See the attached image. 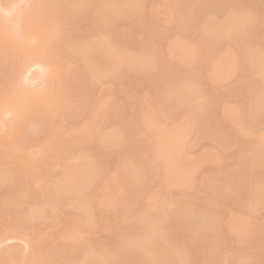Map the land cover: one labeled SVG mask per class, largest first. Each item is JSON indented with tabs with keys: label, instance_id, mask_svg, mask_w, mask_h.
<instances>
[{
	"label": "rangeland",
	"instance_id": "rangeland-1",
	"mask_svg": "<svg viewBox=\"0 0 264 264\" xmlns=\"http://www.w3.org/2000/svg\"><path fill=\"white\" fill-rule=\"evenodd\" d=\"M37 1L40 0H18L16 4L19 5L18 9L23 12L28 6L30 7V4L31 6L32 4L36 5ZM78 1H40L42 7L39 9L42 8L40 11L49 19L46 21L47 24L45 23L47 30L50 31V34H55L52 35L53 37L50 35V39L49 37H37L38 43L40 39L43 42L40 45L36 42L31 52H35L34 47H37L36 51L40 50L45 53L48 51L49 54H55L57 59L59 57L60 63L64 64L63 66L66 68L64 70H69V73L65 75L67 76L65 81L66 84L68 82L66 87L70 93L68 104L63 105L55 90L50 93L45 92L42 95L44 107L51 119L63 124L62 127H65L66 133H68L66 135L74 140L77 137L81 138V135L76 132L88 123L85 116L86 104H89L88 102L96 94L108 92V97L106 96V102L99 105L102 106L93 117L92 124L95 125L89 124L92 126L91 134L77 139L75 142L67 143L70 139L63 136L65 135L63 133L62 136L67 138L65 141L63 140L66 144L62 142L63 144L58 147L60 149L58 151L55 149L56 154L53 153L55 150L52 151L54 156L44 151L42 146L37 143L38 138L47 131L48 119L36 118V116L27 118L28 115H25L26 119L25 117L21 118L18 117V112L15 110L0 121V145L4 146L2 150L5 151L7 146H11V149L6 148L5 153L4 151L0 153V178L7 180L0 183V216L4 217L3 219L0 217V220L2 219V224L0 223V252L5 258L1 257L0 264L7 262L6 258L22 259L23 256L22 260L27 263L29 261V264L33 259L37 261L36 258L39 257L40 260L43 257L44 264H74L76 258L81 259L84 251H89L88 248L98 252L97 254L95 251H93L95 254L89 252L95 256L100 253L102 257H105L107 254L108 260L106 257L105 260L108 261V264H146L147 260L139 252L137 253V247L128 245V238H135V235L140 236L143 235V232H147L144 231L140 217L143 216L142 213L146 210L144 205L147 200L149 201L151 195H155L152 198L154 201L156 198L158 206L161 205V209L160 207L158 209L162 212L157 210V213L160 214H158L160 216L158 227L162 230V236L164 235L163 238L161 236L160 243L164 246L165 244L162 242L165 241L168 243L166 246L170 244V248L173 247L171 250L180 249L183 252L177 258L178 262H174V264H264V201L259 203L256 195L260 190H263L260 192H264V165L262 161V164L259 161L262 160L260 148L264 143V105H262L264 104V70L260 71L259 67L256 68L258 64L264 65V0H136V4H134L136 6L133 3L127 5L126 0H113V2L117 1L116 4L118 3L120 8H117L115 13L117 17L114 16V20L108 27H102L96 23V20L95 22L93 20V14L103 0H87V6L84 9L76 7ZM0 3L5 5L3 0H0ZM1 6L0 13L4 15L6 6L4 8L3 5ZM22 7H25L24 10ZM153 10L158 12L156 17L151 15ZM232 13H247L249 15L247 26L244 25V28L240 29L233 28L232 22L226 20ZM213 19L217 20L216 24L219 23V25L226 23L222 24L223 29L220 27L217 30L218 33L213 32L215 35L212 31L209 32L210 30L209 33H206V22ZM227 25L232 26L233 31L232 29L229 31L230 28ZM122 28L126 29L125 32ZM235 29L236 32H234ZM220 31L223 32L220 34ZM101 32L105 33V37L109 39H107L108 42H111V49H125L128 51L127 53L133 55L135 61L125 63L120 66V69L118 67L106 75L102 74L104 77L102 78L101 75V79L99 77L91 78L90 75H87L86 62L82 59L78 48L79 46L83 47L86 41L90 43L93 39L97 40L99 38L97 35H101ZM210 33L212 34L210 35ZM175 35L180 39V46L184 45L181 46L184 47L183 53L185 51L183 63L178 64L179 66L171 60L169 61L165 54L169 44L178 43V40L175 41ZM224 52L227 55L231 52V55H235V58L232 56L233 70L223 80L221 78L217 84H211L205 79L207 78L206 68L211 65V62L217 60L216 57L222 56L221 58H223ZM35 55H38L37 52ZM54 56L52 57L54 58ZM257 56L260 61L261 58L263 61L260 62ZM49 59L46 61L52 63L53 60ZM16 60L21 62V59ZM32 60H35V57ZM32 60H29L28 66L35 62ZM218 60L220 59L218 58ZM254 60L258 63H254ZM11 65L16 67L15 61ZM14 67H10V64H0V80H3L7 75L9 78ZM30 67L25 70L27 68L25 64L24 72H27L23 76L30 75L31 80L35 79L24 81L25 78L21 76L23 80L20 83L25 82L26 84H24L28 87L32 84L33 89H36L34 88L36 86L38 89V85H42V83L47 86L48 77L46 78V76L49 73L44 72L45 76L40 68L36 67L35 69L34 65H32L34 69ZM52 67L54 73L59 75V65L52 64ZM40 70L41 77L38 73ZM33 71L36 73L30 74ZM37 74L41 78L40 81H38L39 77H36ZM62 75L61 77L64 78L60 85L65 79V76ZM42 76H45L47 81L41 82ZM64 83V87L59 86L62 87V92L65 91ZM137 90L142 98L145 95L143 99L141 98L142 100L145 98L149 100L147 97H150L152 102L150 108L153 106L154 111L149 108L146 112H154H150V114L156 116L154 119H156L158 127L160 126L158 128V138L161 141L160 151L155 153L154 158L148 151V148L153 146L154 140L152 141L146 137L147 135L144 134V136L140 132L136 118L135 120L131 118L134 116L129 113V109H131L129 106L132 107L134 102L139 99ZM8 100L12 108H15L16 102L20 101L16 96L11 99L8 97ZM142 100L140 102L138 100L139 104L141 103L142 111L143 109L147 110L145 107L147 105L142 103ZM142 104H144L143 107ZM223 108L231 110L232 113L234 111L235 126L240 128L238 131L231 121L224 120ZM182 115H184L183 119ZM179 119L182 122L187 119L185 121L188 124V131L184 135L183 143L179 144L178 154L167 162L165 159L167 149L172 148L177 151V146L169 134L170 126L172 123L174 125V122L176 125L179 122L181 124ZM177 121L179 122L177 123ZM33 125H37L38 129L30 130ZM241 130L245 133L242 134ZM239 131H241V135ZM119 134H122V138L119 136L120 142L118 143L110 141L108 138L110 135L113 138L114 135H117L118 138ZM117 138L115 137V140ZM259 138L262 140L260 143L258 142ZM15 140L21 145L15 143ZM148 143H151L150 146ZM81 154L91 156V165L97 167L95 168L96 173L100 172L99 174H101L98 176L97 173L96 178L104 176L103 173L108 171L111 165L112 168L114 167V170L110 171L116 173V178H119L118 181L121 182V185H118L117 181L115 183L117 186L114 185L116 187L112 189V192H116V194H111H115V196H112V200L110 199L109 202L115 204L114 209L106 208L104 205H100L102 209L96 207L95 199L91 197V191L88 192L89 196L91 195V201L85 195L89 190H85L86 192H83L80 198L78 197L79 199L76 194L70 195L73 193L72 191H66L68 194H62L63 192H58V190L54 192L55 188H58L61 175L64 174V166L68 165V158L75 155L73 158L76 159V155L81 156ZM20 159L28 162L27 165L32 171L34 187L38 192L41 191V194L25 198L28 199L27 201L23 198L26 188L23 187L24 191L20 190L22 186L12 169L14 168L12 165ZM70 159L72 164V157ZM127 164L129 165L128 169L130 165L134 166L135 164L137 167L140 164V167L137 168L141 169L142 173L138 182L133 178L131 169L127 171L125 168ZM163 166H168L167 176L161 179L163 177H160L159 167ZM182 178L184 179L183 183ZM98 180L95 179V182ZM122 182L124 186H122ZM14 187L19 188L21 194L22 191L24 192L23 196L20 194L21 199L24 200L23 205L15 204L14 199L19 195L15 192L19 190L12 189L11 192L10 189ZM90 187L92 188V186ZM153 187L155 189L151 191ZM154 190L156 191L154 192ZM9 192L16 194L17 197H12L11 194H8ZM151 192H154V195ZM84 196L90 201V203L87 201L90 206L86 205L87 203L81 205ZM72 197L79 200V202L76 200L78 204ZM110 206L113 205L110 204ZM28 207L31 209L29 211L33 212L31 220L28 217V215L32 216L31 213L26 211L29 209ZM105 210H109V212ZM182 210L183 212H180ZM104 212L111 216V218L109 216L111 222H107L110 225L107 229L108 225L103 219L104 225L107 226L104 229V225L101 224L104 227L102 230L100 222L102 223ZM98 215H101V217L99 216L101 219ZM5 217L10 218L14 224L18 225L14 226L16 233L19 230L20 233H24L27 229L28 236V234L30 235L29 229L33 226L39 228H35L37 231L41 230L40 241L35 242L37 247L34 246V251L33 248L31 249L33 244L27 243L30 241L26 240L27 237L22 236L25 233L21 235L4 231L6 228L2 225H4ZM61 221L62 223L64 221L66 225L67 221L71 222L72 233L62 231L66 225ZM18 228L19 230H17ZM23 229L25 230L23 231ZM60 232V239H55L54 234ZM72 242L79 244L80 247L76 244L73 246ZM67 243L69 244L67 245ZM71 245L76 247V252H73V248L70 251ZM36 248L41 251L37 253ZM102 252L106 254L103 255ZM8 253L14 255L8 256ZM29 253L37 256L32 258L33 256ZM27 254L31 256V259L28 256L25 257ZM38 254L40 255L38 256ZM171 255L167 254V256ZM83 257L85 256L83 255ZM98 257L96 256V258ZM169 258H165L166 261ZM18 259L16 262L19 261ZM172 259L173 257H171ZM22 260L17 264H26ZM40 260L37 264H43ZM83 260L82 263L85 261ZM34 262L32 261L33 264Z\"/></svg>",
	"mask_w": 264,
	"mask_h": 264
},
{
	"label": "bare ground",
	"instance_id": "bare-ground-1",
	"mask_svg": "<svg viewBox=\"0 0 264 264\" xmlns=\"http://www.w3.org/2000/svg\"><path fill=\"white\" fill-rule=\"evenodd\" d=\"M3 1H4L5 5L0 3V7L2 9V6L1 5H3V8L6 6L4 8V12L6 11V14H8V16H5L6 14H4V15L2 14L1 15V13H0V64H3V63H5V65H9L10 64V67H14L11 64L14 63V61H15L16 67H14L13 70H11L12 72H10L9 78H7L8 77V75H7V77H5L7 79L4 78L5 80L4 79L3 80H0V121L3 120L2 118H4L5 116H7V114L9 115V114H11V112L12 113L15 112V110H17V112H18V117L20 116L21 118H24L25 115H28V117L26 116L27 118H29V117L31 118V116L32 117L33 116H36V118L37 117H40L41 119L42 118L48 119L47 131L43 135H41L40 138H38L37 143L42 146V148H43L44 151H46L47 153L49 152L51 156H54V154H56L57 151L60 149L58 147H60L61 144H63V143L66 144L65 142H63V140L65 141V139H67L69 136L66 135L68 133H66L67 130L65 129V127H62L63 124H60V122L57 121V120H55V119H51V117L47 113V111H46V109L44 107L43 100H42V95L45 94V92H49L50 93V92H52V91L55 90L56 91V94L58 95V98H60L59 99L60 103L63 104V105H65L66 103L68 104L70 93L68 92L67 87H66V85L68 84V82L66 84V81L65 80H67L66 79L67 76H65V75H67V73H69L68 72L69 70L68 71L64 70V69H66L63 66L64 64L60 63L61 60L59 61V57L57 59L56 56H54L55 54L54 55L53 54H49L48 51L46 52L48 54H46L45 52H42L40 50L39 51H36L38 49L37 47H34V49H36L35 52L34 51L31 52V50L33 49V45L38 41L37 37L46 38V37H49L50 35H51V37H53L54 34H55L54 31H52L54 34H50V31L47 30V26H46L47 22L46 21H48L49 19H47V17L44 16L42 14V12L40 11V10H42V8L39 9V7H42L41 6L42 3L40 5V1L42 2V0L37 1L36 2V5L35 4H32V6H31V4H30V7L29 6L27 7V8H30V9L27 10V8H26V10L23 11V12H22L21 9H18V6L19 5L17 6V4H16L18 0L17 1L16 0H3ZM126 1H125V3L127 5H129L128 3H130V5L132 3H133V5L136 4V0H126ZM116 2H113V0H110V1L109 0H103V1H101V3H100L101 5H99V7L97 8V10L93 14V17H94L93 20H94V22L96 20L97 21L96 23L97 24H100L102 27L103 26L104 27H108L109 24L112 22V20H114V18L117 17V15L115 14L117 12V8H120V7H118L119 6L118 3L116 4ZM77 3H76V7L78 6V8H83L84 9V8H86L85 6H87V0H79ZM137 3H139V2H137ZM134 6H136V5H134ZM24 8L22 7L23 10H24ZM154 8L155 7H153V9ZM155 9L157 10V8H155ZM156 10H153L151 12V15L153 17L154 16L156 17V14H158V12H156ZM4 12H2V13H4ZM171 16L173 17L172 14L170 15V17ZM209 18H211V17H209ZM171 20L173 21V19H171ZM226 20L229 21V22H232L231 25L233 24V26H234L233 28L240 29V28H244L243 26L246 25V24H248L247 22H249V15L247 13H241V14L240 13H238V14L232 13L229 16V19L227 17ZM216 21L217 20H215V19L208 20L206 22L207 31L206 30H204V31H206V33H207L210 30L209 32L212 31V33L213 32L214 33H216V32L218 33L219 31H217V30L220 29V27H222L221 29H223L224 26L222 24H226V23H222L221 25H219V23L216 24ZM224 22H226V21H224ZM204 27H205V25H204ZM228 27L230 28V29H228L230 31L232 29V26L231 27L228 26ZM236 29H235L234 32L237 31ZM28 30H30V31H28ZM125 30L126 29H123L124 32H125ZM232 31H233V29H232ZM222 32L223 31H220V34ZM212 33H210V35ZM214 33H213V35H215ZM99 34H100V32H99ZM97 36H99V38L97 40L93 39V40H91L92 42L90 41V43L86 41V44L83 43L84 44L83 47L79 46V48H78V50L80 49L79 50V53H80L82 59H84V61L86 62L85 63L86 64L85 65L86 66L85 68L87 70L86 72H88L87 75H90L91 78L92 77L93 78L94 77H96V78L99 77V79H101V77L102 78L104 77L103 75H106L109 72H112V70L117 69L118 67L120 69V66L121 65H123V64L125 65V63L127 64L129 62L131 63V61L132 62L135 61L134 58L132 57L133 55L131 56V53L130 54L127 53L128 52L127 50L122 49V48H120V49L125 50V51H122V50L120 51V49H117V48L116 49L113 48L114 50L111 49L112 48L111 47L112 45L110 44L111 42H108L109 39L105 37V33L102 34V32H101V35H97ZM216 36H217V34H216ZM175 37L177 38L178 36L175 35ZM176 38H175V41L178 40V43L177 42H175L177 44H173L174 42L173 43L170 42L171 44L168 43L169 45L166 48L165 54L167 55L166 57H168L169 61L171 60L176 65H178V64L180 65V63L183 61V54L185 53V51L183 53V48L184 47H181L183 44H181V46H180V43H181V42L179 43L180 39H178V38L176 39ZM49 39H50V37H49ZM42 42H43L42 39H40L39 40V43L38 42L37 43H38V45H40ZM191 45H190V47H191ZM185 47H186V45H185ZM192 47H193V45H192ZM39 49H40V47H39ZM36 52L38 54L37 55L38 57L35 55ZM29 53H30V55L32 54L31 55L32 58L35 57V60H32V58H30L31 56L29 55ZM194 53H196V52L194 51ZM227 53H229V52H227ZM33 54H34V56H33ZM231 54H232V52H231ZM231 54L227 55L224 52V55H223L224 57L223 58H221L222 56L216 57L217 60L215 59L216 60L215 62H211V65L210 66L208 65L209 67L206 65L207 68H206V71H205L206 73L205 74H206V77L207 78H205V79H206V81L208 80L207 82H210L211 84H217V82L221 78L223 80V78L227 77V75L230 72H232L231 70H233L234 62H233V58H232L233 55H231ZM50 55H51V57H48ZM225 55H227V56H225ZM252 55H254V54H252ZM252 55H251V57H252ZM17 56H20V57L18 58ZM45 56H46V58H44ZM52 56H54V58ZM47 57H48V59L50 58L49 60H51V61L53 60L54 62L52 61V63H50L48 61L49 62L48 63L46 61V60H48ZM262 57H263V55H262ZM36 58H37V60L39 59V61H37ZM218 58L220 60H218ZM257 58H259V56H257ZM16 59H21V62H19V60H16ZM30 59L33 62L34 61L35 62L37 61V63H35V62L33 63L31 61L33 63L31 65L29 64L31 67H32V65H34L35 66L34 68L35 69H36V67L37 68H40L42 70L43 74H45L44 72H47L46 74L49 73V75H47V76L45 74L46 78L48 77V84L46 83L48 87L43 85L45 83H42L43 87H41L42 85L39 84L38 85V89H37V86L34 87L36 89H33V86H31L32 84L28 81L31 84L29 87L32 88V89L29 90L28 89L29 87L27 85H25L26 84L25 82H24L25 84L23 82L20 83V81L23 80L22 77L25 78L24 81L25 80H29V79L31 80L32 79L30 75H27L28 77L25 76V75L23 76V74H25V72H27V71L24 72L25 64H26V67H27L25 70H27L28 67H30L27 64V63H30V61H29ZM255 59H256V57H255ZM42 61H43L44 64L42 63ZM259 61H260V58H259ZM261 61H263L262 58H261ZM253 62L255 63L256 61L254 60ZM235 63H236V61H235ZM256 63H258V62H256ZM52 64H56V66L59 65V67H60V70H59L60 71V74L59 75L54 73V69L52 67ZM261 64L260 65L258 64V66H256V68L259 67L260 71L261 70H264L263 69V66L264 65H261ZM62 67H64V68H62ZM235 67H236V65H235ZM261 67H262V69H261ZM41 70H40V72H38V73H40V77H41V74H42ZM34 71L31 72L30 74H35L36 72H34ZM38 71H39V69H38ZM61 71H63V72L65 71V72L64 73L63 72L61 73ZM260 71H258V72H260ZM28 72H29V70H28ZM62 74L65 76V79L63 80V83L65 82L64 83L65 84V91H63V92H62L61 89H62V87H64V85H63V83H61V85H60V82L62 81V78H64V77H61ZM29 76H30V78H29ZM45 76L44 77L42 76L43 77L42 80L45 79ZM36 77H39V75L36 76ZM40 77H39V80L38 81H40V79H41ZM34 79L35 78H33V80ZM33 80H31V81H33ZM42 80H41V82L47 81V79H45L43 81ZM211 84H209V85H211ZM59 86H62V87L60 88ZM212 86H214V85H212ZM39 87L42 90H44V89H46V90L45 91H42ZM193 91H194V88H193ZM107 93H105V94H99V95L96 94L95 96H93V98L91 97L92 99L90 98L91 100H90V102H88L89 104H86L87 105V107H86L87 109H86V113H85L86 115L85 116L87 117L86 121L88 123L85 122L87 125L84 123L85 125L82 126L81 129L79 130L80 133H79V131L76 132L77 134H80L81 135L80 136L81 138L86 137V135L89 136L88 134H91L90 131H92L91 130V127L92 126L89 125V124L90 123L92 124L93 117L96 114V111L99 108H101L102 105L101 106H99V105L102 104L103 102H106L105 101L106 100V96L108 97ZM137 93H139L138 90H137ZM190 93H191V91H190ZM263 94H264V92H263ZM139 95H141V94L139 93L138 96ZM13 96H16V98H19L20 99L19 102H16L15 108H12L11 103L8 100V97H9V99H11V97H13ZM144 97H145V95H143V98ZM141 98L142 97L139 96V99H137L136 102H134V104L132 105V107L129 106L131 109H129L130 112H129V110H128V112L131 113L134 116V117H131V118H134V120L136 118V121L138 122L139 125L137 124L136 121H135V123H136V125H138L140 127V132L143 135L144 134L147 135L146 137L152 139V141L153 140L155 141V142L153 141L154 144H153L152 147H149L151 143H148L149 144L148 151L150 152V155L152 156V158H154L155 153L160 149V143H161V141L158 138V134H159L158 133V131H159L158 128L160 126L158 127V123L156 122V119H154L156 116H154V114L153 115L150 114V112H152V111L146 112L151 107L150 105H152V102H151L150 97H147V98H149L150 101L148 99H146V98H145V100H142L143 98L142 99ZM21 100H23V101L21 102ZM138 100H139V102L142 100V103L143 102L146 103L147 106H145V107L147 108V110L143 109V111H142V108L140 106L141 103L139 104ZM260 104H262V103H260ZM262 105H264V104H262ZM143 106H144V104H142V107ZM152 108H153V106H152ZM152 108H150L149 110H153ZM226 108L228 109V107H226ZM223 109H224V111L222 110V114H223V117H225L224 120L226 119L227 121L229 120V122L231 121L234 124V126H235V124H236L234 122L235 121L234 120L235 119L234 118L235 116L233 115L234 111L232 110L233 111V113H232V112H230L231 110L228 111L229 109L228 110L225 109V108H223ZM144 110H145V113H144ZM27 113H29L30 116ZM152 113H154V112H152ZM182 116L183 117H181V118L183 119L184 118V115H182ZM26 117H25V119H26ZM185 117H186V115H185ZM186 118L188 119V117H186ZM187 119H184V122H182V120L179 119L182 122L181 124H180L179 121H177V123L179 122L178 125H176V123L174 122V125L172 123V126H170L171 129L169 130V134H170L171 138L173 139V142H175L174 144L177 146V151H174L172 148L171 149H167L166 154H165V159H166L167 162H168V160H171L173 157H175L178 154L177 152H178L179 144H182L183 143L182 141H184L183 140L184 139V135L188 131V127H187L188 124L186 122ZM95 122H96V120H95ZM29 127H31V126H29ZM37 127H38L37 125H33L30 128V130H32V131L33 130H36ZM235 127L238 128V126H235ZM63 129H64V131H63ZM239 129L240 128H238L237 131ZM241 131H239L240 132V135H241ZM242 132H243L242 134L245 133L244 131H242ZM63 133H65V135H63ZM62 135L63 136H66L67 138L66 137L64 138ZM108 135H106V136H108ZM114 136L117 138V135H114ZM119 136H121L120 138H122V134L121 135L120 134L118 135L117 140H119V141L115 140V137L113 138L112 135H110V137L108 136V138L110 139V141L112 140V141H115V143H118V142H120ZM70 138L71 137H69V139ZM81 138L77 137V138H74V140L72 138L70 140L68 139L69 141H67V140L66 141H67V143H69V142L71 143V141L72 142L73 141L75 142L77 139H81ZM108 138H107V140H109ZM156 138L158 140H155ZM104 139H106V137H104ZM261 141L262 140L260 139L258 142L260 143ZM15 143H17L16 140H15ZM0 144H1V140H0ZM17 144L21 145L20 143H17ZM0 146H1L0 153H3L4 150H2L3 149L2 147H4V146H2V145H0ZM259 147H261V146H259ZM6 148H5L4 153L7 151ZM8 148L11 149V146L8 147ZM260 149L262 151V154H261L262 155V158H261L262 160H259V161L260 162L262 161L263 162V165H264V143L262 144V147ZM52 151H54L53 152L54 154L52 153ZM71 157H72V161H73L72 164H71V159H70ZM71 157L68 158L69 159L68 165L66 164L67 166L66 165L64 166V170H65V171H63L64 174L61 175L60 182H58V185H57L58 188H55V191L54 192H57L56 190H58V192H61V193L63 192L62 194H64V193L65 194H68V193H66V191H72L73 192L72 194L69 192L70 195L76 194L77 199H79L80 198V195H82L83 192H86L87 190H89V191L86 192L85 195L88 196L89 200H90L91 197L95 199L94 200V203H95V206L96 207H98V208L100 207L102 209V207L100 205H102V206L104 205V206H106V208H109V207L111 208L112 207L114 209L115 204H113V202L110 203L109 201L112 198V196L114 197L115 194H116V192H112V189L117 186L115 183H117V181L120 180L119 178H116V175H117L116 173H113V171H110L114 167L112 168V165H111V168L110 169L108 168V171H106L107 173L106 172L103 173L105 175L104 176L102 175L103 177L101 176L102 178L99 177V178H101V179H99V178H96V174L98 172L96 173L95 168H97V167H94L93 165H91V163H92V162H90L91 161V158H90L91 156H89L88 154H84V155L81 154V156L76 155V157H77L76 159L73 158V157H75V155L74 156L72 155ZM75 160H77V162H75ZM69 162H70V164H69ZM74 162L75 163H78V164H75ZM262 162H261V164H262ZM27 164H28V162H26L25 160H21L20 159V160H17L14 165H12V167H14V168H12V169H14L13 172L16 174V176H18L17 180H18V182L20 181L19 184H21V186H22V189L20 188V190H23L24 191V189L26 188L25 193L22 191V194L24 193V197H23L24 200H26L25 198H30V197H33L34 195L41 194L40 193L41 191L38 192L37 189L34 187V184L32 182V174H31L32 171H30V169H29V167H28ZM128 164H130V163H128ZM128 164H127V166L125 168H127L129 166ZM139 165L140 164H138L137 167H140ZM137 167H136L135 164H134V166H131L130 165L129 169L127 168V171L128 170L130 171V169H131L130 172H132L133 178L135 179V181L138 182V180L141 179L140 175H141L142 171H141V169H139ZM141 168H143L142 165H141ZM159 168H160V172H161V174H160L161 176L160 177H163L161 179L166 178V176H167V170L166 169L168 168V166H163V167H159ZM99 173H98V176L101 175ZM95 179L96 180L99 179V180L95 182ZM134 179H132V180H134ZM6 181L7 180L5 178H0V183L6 182ZM183 181H184V179L182 178V183H183ZM118 182L120 184L119 183H117V184L118 185H121V182L120 181H118ZM132 182H133V184H136V183H134V181H132ZM9 183H12V182H9ZM92 183H93V185H92ZM114 185H116V186L114 187ZM90 186H92V188ZM122 186H124L123 182H122ZM23 187H25V188H23ZM154 187H156V186H154ZM154 187L151 189V191H153V189H155ZM90 188H91V190H90ZM181 188H183V187H181ZM12 189L15 190V191H18L19 190V188H15L14 187V188H11L10 189L11 192H12ZM20 190L18 191L19 193L13 191V192L19 194L18 197H17L16 194H12L11 192H9L8 194L9 195L11 194V196L14 197V198L17 197L16 199L13 198L16 201V202L14 201L15 204L16 203H19L18 205H20V204L23 205V203H24L23 201L24 200H22L23 198L21 199V197L23 195L21 194ZM155 191L156 190H154V192ZM260 191H263V190H260ZM88 192L91 193V195H92V196L90 195L91 197L89 196ZM154 192H151V194L153 193V195H154ZM259 192H257L258 194H256L257 195V199H258L259 203L260 202L262 203L264 201V192H260V193ZM112 193H115V194L111 195ZM20 194L22 195L21 197H20ZM148 194H147V197H148ZM86 196L82 197V201H81L82 204L81 205H85L87 203L88 198ZM154 196H152V195L149 196V201L147 200L148 198L146 197V200H147V201L145 200L146 201V204H145L146 206L144 205V207L146 208V210L143 211L144 212V213H142L143 216L140 217V218H142V223L144 225L143 227L145 229L144 231H147L148 233L147 232H143V235L141 234L142 236L141 235L140 236L135 235V238L134 237H131L132 239L130 238L131 240L128 238V243L129 244L128 243L127 244L129 246L131 244V245H134V247L135 246L137 247V248L135 247L136 250H138L137 253L139 252V254L145 260H147V263L146 264H160V263L161 264H172V263L174 264V262H178L177 258L180 257L183 254V252H181L182 250H180V249H177V251L171 250V248H173V247L170 248V246H169L170 244L168 245L169 247L166 246V243L167 242H165V241H163V242L161 241L163 244H165L164 246L160 243L159 240L160 239L162 240V238H163L164 235L162 236V234H163L162 233V230H160L159 227H158V225H159L158 223H160L159 222L160 221L159 220L160 219V216H159L160 214L157 213V210H160L161 209V207H160L161 205L159 204L160 206H158V203H156V198H155V201H154V199L152 198ZM72 198L74 199V197H72ZM77 199L76 198L74 199L75 202H76ZM77 201L79 202V200H77ZM90 201H88V202L90 203ZM78 202H76V203L78 204ZM110 204H112L113 206H110ZM86 205L90 206V204H88V203ZM158 207H160V209H158ZM29 210H31V209L29 208L26 211L28 212ZM183 210L180 211V212H183ZM26 211H25V214L27 213ZM105 211H108L109 212V210H105ZM110 211H112V210L110 209ZM108 212H106V213H108ZM184 212H185V210H184ZM30 213H31L32 216H29L28 215L29 219L33 217V214H32L33 212L31 211ZM98 214H100V213H98ZM104 214H105V212H104ZM110 214L112 215V213H110ZM161 215H163V214L161 213ZM177 215L180 216L181 214H177ZM183 215H185V214L183 213ZM99 216L101 217V215H98V217ZM109 216H110L109 214H105L104 215V218L102 217V219H101L99 217L102 220V223L100 222V226H101V224L104 225L105 223L107 224V222L109 223V221L111 222V219H109ZM183 217H185V216H183ZM110 218H111V216H110ZM1 220H0V223L2 224V221ZM64 221H63V223L61 221V223L66 225V223H64ZM65 225H63V226H65ZM107 225H104L105 228L101 226L102 230L106 229V226ZM2 226H5L4 228H6V229H4V231L6 230L5 232H7V233L8 232H10L12 234L14 232H15L14 234L20 233L19 228L17 229L19 231L16 233L15 229H16V227L18 225L14 224L13 221L10 218L7 219L5 217V219H4V225H2ZM14 226H16V227L14 228ZM72 226H71V222L70 221L69 222L67 221V225L65 227L66 229L63 228L62 231L63 232L65 231L64 233H66V232L67 233L68 232H71L72 233V230H71ZM109 226L110 225L107 226V229L109 228ZM31 227H32V225H31ZM35 228H37V227L36 226H33L31 229L28 228L29 231H30V235L28 234V236H27V232H26L27 229H26V231H24L25 229H23V231L26 234V236H25L24 233H20L21 235L24 234V235H22L24 238L25 237L28 238V239L26 238V240L27 241L29 240L30 242H27L25 240L27 243H32L33 244V245L31 244L33 247L30 245L31 246V249L33 248L32 249L33 251H34V248L37 247L36 246L37 244L35 242L36 241H40L39 240V238L41 236L40 234H42L40 232L41 230L40 231H37V229H39V228H37V229H35ZM21 231H22V229H21ZM58 232H59V230H58ZM3 234H4V232H3ZM60 234H61V232L60 233H55L54 234L55 235V239L57 238L59 240L60 239ZM16 236L18 237V235H16ZM161 236H162V238H161ZM62 238H61V240H62ZM53 242H55V241H53ZM69 243H67V245ZM59 244L61 245L62 243H59ZM75 244H76V246L79 245V244H77L75 242H72V245L73 246ZM72 245L70 246L71 248H69L70 251H72V248H73V250H74L73 252H76L75 251L76 250L75 249L76 247L74 248ZM64 246L67 247L66 245H64ZM78 247H80V246H78ZM36 249H35V251H37V253L39 251H41V249H37V250ZM88 249H89V251H86V252L84 251V253H83V255L85 257H83V255H82L81 259L75 257L76 259L79 260V262H77L78 260H76V259H75L74 262H76L77 264H108L107 263L108 262L107 261L108 258L106 257L107 256L106 253H103L102 252L103 255L106 254L105 257H106L107 260H105V257L104 256L102 257L101 256L102 254L100 255V253H99V255H96L97 257L99 256L100 258L99 257L96 258L95 255L91 254V253H94L93 251H95V250H91L92 248H88ZM33 251H31V252H33ZM77 251H79V250L77 249ZM90 251H91V253H89ZM95 252H96V254L98 253L97 251H95ZM85 253H87V254H85ZM3 254H4V252H3ZM88 254H89V256H88ZM164 254H166V255H164ZM167 254H169V255L172 254V255L171 256H167ZM13 255H14L13 253L12 254L8 253V256H13ZM29 255L33 256L32 258H35L37 256L36 254L35 255H32V253L31 254L29 253ZM39 255L40 254H38V256ZM86 255H87V257H86ZM163 255L165 256L164 258H163ZM27 256H28V254L25 257H27ZM31 256H28V257H30V259H31ZM41 256H42V254H41ZM166 256L167 257H170L169 260H167L168 262L166 261V259H167ZM1 257L4 258V255L2 256L1 255V252H0V259H1ZM171 257H173L172 260H171ZM23 258H24V256L22 257V259ZM39 258H36L37 261H35L34 259L32 260L33 262L35 261L34 264H37L38 263V260H40ZM82 258H85L84 259L85 261ZM11 259L12 258H9V259L6 258V261L8 260L7 261L8 264L9 263L13 264V262H16V259H18V258L16 257V259L15 258H13L12 260ZM22 259L19 258L18 260L20 262L17 261L14 264L21 263V260ZM164 259H165L166 262L164 261ZM25 260H26V258H25ZM28 260H29V258H28ZM42 260H43V257L40 260L43 263ZM82 260L84 261L83 263L81 262ZM32 261H30V264H33ZM40 261H39V263H40ZM7 262H4L3 264H5ZM23 262H26V261H23ZM76 263H74V264H76ZM26 264H29V261H28V263L26 262Z\"/></svg>",
	"mask_w": 264,
	"mask_h": 264
}]
</instances>
